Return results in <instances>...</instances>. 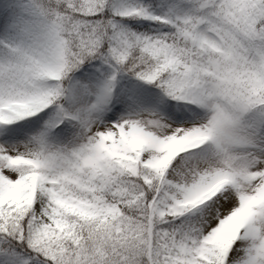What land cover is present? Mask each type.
<instances>
[{"label": "snow or ice", "instance_id": "1", "mask_svg": "<svg viewBox=\"0 0 264 264\" xmlns=\"http://www.w3.org/2000/svg\"><path fill=\"white\" fill-rule=\"evenodd\" d=\"M0 264H264V0H0Z\"/></svg>", "mask_w": 264, "mask_h": 264}]
</instances>
